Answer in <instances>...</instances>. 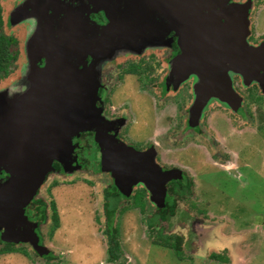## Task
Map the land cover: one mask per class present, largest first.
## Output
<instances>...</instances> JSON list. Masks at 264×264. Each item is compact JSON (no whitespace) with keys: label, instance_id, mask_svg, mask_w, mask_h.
Returning a JSON list of instances; mask_svg holds the SVG:
<instances>
[{"label":"water","instance_id":"water-1","mask_svg":"<svg viewBox=\"0 0 264 264\" xmlns=\"http://www.w3.org/2000/svg\"><path fill=\"white\" fill-rule=\"evenodd\" d=\"M56 1L22 0L10 10L11 23L35 22L30 24L24 42L28 64L23 73L29 75L30 83L20 93L0 89V168L10 174L0 186V226L4 227L3 238L8 240L31 241L29 229L20 228L28 222L25 207L52 170V161H60L67 172L80 168H68L64 163L73 161L69 159L77 145L73 137L90 128L95 120L98 80L88 69L72 63L75 50V56H81V49L93 48L92 53L103 59L121 48L151 45L157 38L154 34L159 12L174 27L188 24L186 35L180 30V41L199 40L190 47L200 52L183 51L174 59L176 67L172 70L181 75L180 82L191 74L197 77L190 107L193 126L198 125L211 97L226 102L233 110L240 107L242 97L233 88L229 71L240 74L248 85L260 81V67H264V44L254 47L247 43L248 3L230 7L226 0H129L123 4L111 0L108 8L103 7L107 23L90 25L89 11L79 0L80 5H73V9L78 11L80 24L73 25L70 9L57 31L52 26L54 18H63L60 13L65 14L72 4L65 3L63 8ZM53 4L57 6L55 13L49 11ZM44 56L45 65L37 68V59ZM187 63L192 67L186 70ZM111 163L117 186L125 195L131 193L133 184L142 181L155 202L159 200L155 195L161 193L159 206L164 205L165 181L182 177L178 168L162 172L154 159L135 164L117 159ZM102 165L105 169L104 160ZM128 174L134 177L127 179ZM127 183L129 189H123L122 184ZM30 232L36 242L35 233Z\"/></svg>","mask_w":264,"mask_h":264},{"label":"flooded vegetation","instance_id":"flooded-vegetation-1","mask_svg":"<svg viewBox=\"0 0 264 264\" xmlns=\"http://www.w3.org/2000/svg\"><path fill=\"white\" fill-rule=\"evenodd\" d=\"M42 1L45 2L46 0ZM83 1L84 3H81L84 4L82 7L85 11H89L90 25H92V22L99 25L107 23L106 12L103 7L108 8L111 0ZM120 1L123 4L129 0ZM56 2L61 3L60 6L63 8L65 7V3L72 4L69 5L68 10H65L66 15L60 13L59 16L63 18H54L52 26L58 31L62 28V21L70 9H73V5H80V1L57 0ZM85 2L88 5L87 8L85 7ZM171 2L173 1L171 0ZM246 3H248L249 19L247 43L254 47L262 45L264 44V0L225 1L226 6L230 7ZM49 11L57 12V6L51 5ZM159 13L156 17L157 32L154 34L157 38L153 39L151 45H148L149 47L121 48L116 53H113L110 56L112 59L106 63H101V58L96 53H92L93 48L81 49L83 51V53L81 52L82 55L80 54L81 56H75L77 54V50H75V55L71 58L72 63L78 65L79 69H88L91 75L98 80L97 99L95 102L97 115L90 128L81 131L79 136L73 137V143L77 144L69 158L73 161L71 164L68 161L64 164L68 168H73L76 165L85 168L89 161L86 160L87 163L84 162L85 158L82 153L87 148L86 152L92 155L93 164H89L92 166L94 172L103 173L109 178V183L105 187L104 202L106 190L113 189L112 186H115L121 194L117 211L123 200L131 199L133 201V208L137 209L138 212L149 213L151 211L150 213L156 214L162 211L170 214L174 211L175 213L177 207L176 198L189 195L192 192L191 185L193 183V180L187 176L185 170L180 169L181 162H185L181 157L184 156L191 161L193 155L192 151L185 148L187 145H182L186 141L189 142L195 135H203L205 131L202 128L204 123H208L215 130L216 135L213 136L214 143L220 146L215 155L226 162L221 164L220 167L222 168L216 170L215 175L223 173L230 178L236 179L242 177L243 173L241 170L243 169H241V166H245L251 161L250 150L253 146V139L250 140V133L247 130L243 131V128H241L242 132L240 134L229 136V126H232V119H237L236 117H238L237 122L240 124L248 122V118L250 117L244 107L243 102H245V97L239 85L243 84L247 88H255L261 92V96H264V67H260L261 76H258L260 81H253L248 85L244 84L240 74L229 71L233 88L242 97L240 107L237 110H233L226 102H222L216 97H211L210 101H215L214 103L221 109V113L216 116L215 121H207V117L204 115V118L201 121L199 120L198 125L190 126V107L195 98L194 84L197 81V77L195 74H191L187 79L180 82L181 75H177L172 69L176 67L173 62L174 59L183 51L200 52V49L190 47L192 43H196L197 45L199 40H183L181 43L180 30H182V33L184 31L182 35H186L189 25L180 23L174 27L173 23H170L167 18L164 19V16ZM182 16L184 18L183 9ZM72 18L74 26L80 24L77 23L79 21V14L75 9H73ZM32 22L35 21L32 19ZM186 27L187 30L185 31ZM139 40L141 39L139 38ZM23 53L26 68L28 57L25 45ZM45 62L46 56L37 59L36 67H43ZM225 66H229V63H226ZM191 67L192 65L190 66L187 63L184 69L187 70ZM171 71L172 73L170 74ZM260 95L253 97L255 102L262 98ZM141 96L145 99L148 98L149 102H151V108L145 110L143 118H139L138 114L132 110V104L138 101ZM257 109L258 106L255 105V110ZM136 132H139V134L135 135L134 133ZM263 136L264 132L262 133V141L264 142ZM117 159L128 160L132 164L154 159L156 164L161 167L162 172L178 168L182 171V177L179 179L186 182V188L180 193L175 192L173 185L174 181L178 180V178L166 180L164 185V205L162 206L158 205V202L161 203L162 201L160 200L161 193L155 195L156 199L159 198L155 202L152 199V192L142 181L133 184L131 186V193L125 195L119 186H117V179L111 170V162ZM103 160L105 169H103L102 165ZM132 170L135 171L134 169ZM132 170L127 172H132ZM65 172L67 171H65L63 164L55 159L52 161V170L47 173L45 181L52 174ZM237 173H240V175L237 176ZM125 176H127V179L134 177L131 174ZM9 178L10 174L4 168H0V186ZM201 180V184H203L204 179L202 178ZM54 183L55 186L58 185L56 182ZM41 187L42 185L26 205L25 214L28 222L25 226L20 227L21 229H29L31 241L4 239L2 236L4 227L0 226V264H40L42 262L55 264L54 262H58L60 257L57 250L60 244L58 211L56 207L58 223L55 224L51 207L52 202L55 201L50 200L47 204L41 194ZM122 187L123 189H127L128 183L127 185L122 184ZM139 196L142 199L139 198L137 200ZM173 201L176 202V206L174 207ZM42 202L46 204L45 207L42 206ZM148 204L151 209L147 212ZM173 214L170 215L172 216ZM159 218L165 220L161 217ZM114 225L117 229L116 237L120 243L118 228L116 224ZM30 230H33L35 233L37 237L36 242ZM102 231L106 236L103 245L108 253L109 244L106 233V222ZM89 236L97 239L96 235ZM96 245L98 246L97 242ZM67 251L70 253L71 249ZM74 251H76V248Z\"/></svg>","mask_w":264,"mask_h":264},{"label":"rangeland","instance_id":"rangeland-1","mask_svg":"<svg viewBox=\"0 0 264 264\" xmlns=\"http://www.w3.org/2000/svg\"><path fill=\"white\" fill-rule=\"evenodd\" d=\"M21 1L0 0L5 20L4 31L17 38L12 50L18 52V57L12 62L8 75L0 78V89L12 93L22 92L30 83L29 75L23 73L24 42L30 23L9 22L10 10ZM111 59L105 57L101 63ZM239 86L245 97L244 107L250 117L245 124L237 122L238 117L232 119L229 136L240 134L243 128V131L250 133V140L253 139L251 161L241 166L242 177L230 178L223 173L215 175L216 170L222 168L221 164L226 162L215 155L220 148L214 143L215 130L204 123L203 135H195L182 145H187L185 148L193 154L191 161L182 156L185 162L180 165V169H184L193 180L192 192L176 198L175 213L165 220L158 219L151 211L150 214L138 212L133 208L131 199L123 200L115 216L121 252L117 260L109 261L103 245L106 236L102 231L105 226L104 192L109 178L103 173L94 172L90 165L93 164L92 155L85 148L82 153L84 162L89 161L85 168L80 166L72 172L52 174L41 187L44 201L48 204L54 200L58 211L60 244L57 250L60 257L54 263L264 264V96L255 88H247L243 84ZM256 95L262 98L255 102L253 97ZM214 102L211 100L208 103L200 121L204 115L207 121H215L221 113ZM255 105L258 106L257 110ZM150 108L151 102L142 96L132 104V110L139 118H143L145 110ZM177 181L180 179L174 183ZM54 182L58 185L55 186ZM149 207L148 204L147 212L151 209ZM152 223H156L155 226H150ZM89 235H96L97 239ZM164 235L182 237V259L175 255L173 249L161 245ZM70 249L69 253L67 250ZM212 253L221 254L224 258L215 259Z\"/></svg>","mask_w":264,"mask_h":264},{"label":"trees","instance_id":"trees-1","mask_svg":"<svg viewBox=\"0 0 264 264\" xmlns=\"http://www.w3.org/2000/svg\"><path fill=\"white\" fill-rule=\"evenodd\" d=\"M5 20L3 16V6L0 3V78L5 77L10 72L11 64L18 57L17 51L12 50V46L17 43V38L13 35H9L4 31ZM184 180L177 181L173 185V190L175 192H182L185 187ZM113 189H107L105 193V202L103 203L104 213H105V222H106V233L108 235V260L114 261L120 255V243L117 239V229L115 227V216L117 214V206L119 200L121 198V194L117 190L115 186H112ZM141 198L138 197L137 200ZM142 199V198H141ZM42 206L45 207L46 204L42 202ZM176 206V202L173 201V207ZM52 210H53V219L55 224L58 223V217L56 215V205L55 202H52ZM174 211L170 214H173ZM168 212H157L154 214L158 219L161 217L162 219H167L171 215ZM158 221V220H157ZM154 225L152 223L150 226ZM162 246L169 247L174 250L175 255L179 258H183L182 254V237L178 235H164L161 241ZM157 244V243H156ZM211 256L215 259L222 260L221 254L212 253Z\"/></svg>","mask_w":264,"mask_h":264}]
</instances>
